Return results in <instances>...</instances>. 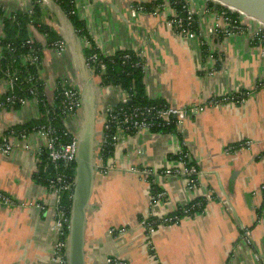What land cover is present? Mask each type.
Wrapping results in <instances>:
<instances>
[{
    "label": "crops",
    "instance_id": "obj_1",
    "mask_svg": "<svg viewBox=\"0 0 264 264\" xmlns=\"http://www.w3.org/2000/svg\"><path fill=\"white\" fill-rule=\"evenodd\" d=\"M166 2L79 0L80 15L98 52L105 57L118 51L143 52L147 96L188 112L176 133L141 132L107 160L100 153V164L114 169L96 175L85 229L86 264L111 259L120 264H264V87L259 86L264 80V47L250 30L216 37L224 22L215 10L202 12L208 0H192L201 10L196 31L202 38H182L167 24L175 6L152 14ZM137 3L146 4L147 12L134 16L130 6ZM63 14L57 6L43 10V22L68 44L63 54H44L42 81L51 103L59 81L86 87L82 44L74 28L77 38L68 42L71 32ZM54 17L56 26L50 21ZM8 94L7 82L0 77V139L14 146L8 155L0 151V264H56L54 200L35 180L40 143L37 138L21 140L14 129L41 116L34 99L18 97L27 104L7 105L3 99ZM229 96L244 101L211 104ZM120 98L121 92L103 88L98 106ZM182 148L199 170L195 189L182 176L161 175ZM145 169L159 175L154 182L136 172ZM160 193L165 197L159 198ZM208 194L213 199L204 213L161 225L149 235L144 229L145 218H162ZM5 198L13 205L3 204Z\"/></svg>",
    "mask_w": 264,
    "mask_h": 264
},
{
    "label": "built area",
    "instance_id": "obj_2",
    "mask_svg": "<svg viewBox=\"0 0 264 264\" xmlns=\"http://www.w3.org/2000/svg\"><path fill=\"white\" fill-rule=\"evenodd\" d=\"M208 1L209 6L207 8H204L202 12L208 13L215 10L218 17H220V19L224 22L223 28L218 27V29L214 32V35L216 37L230 38L239 34H243L247 31L249 32L250 30L253 34V39L259 42L264 47V26L262 24L234 9L225 7L212 0ZM71 2L74 5V9H72L71 14L74 16H78L79 19L83 21L84 19L81 17L79 12L81 7L79 0H71ZM211 3L213 4V7L210 6ZM35 4L40 5L42 10L46 11L47 9L50 11L54 6L59 7L58 3L55 0H36L35 2L33 0H0V9L4 12L3 18L0 20V36H2L5 26L4 19H11L17 13L27 14L32 18V16L34 15ZM180 4L181 9L175 10L170 0H167L166 3H160L155 6L152 10V14L158 15V13L163 8H165L166 6H170L173 8V11L171 15H169V18L167 20V24L169 25V27L182 38H186L189 40H198L202 38V35H200L198 31H196V25L199 20L198 15L200 14L201 10H199L197 6L192 3V0H181ZM130 9L131 13L134 16L147 12V7L144 3L131 5ZM50 21L54 24L55 17ZM247 21H249V24L246 23ZM30 28L31 31L28 43L32 47L36 43L45 45L46 37L43 36V39H41L40 41L37 40L35 34L33 33V26L31 25ZM78 41L82 44L83 52L87 49L92 51L90 56L86 59V66L89 72L92 73L93 81L95 82V84H97L96 79H98L99 84L97 85L100 86L99 88L106 89L108 87V91L121 92V98L119 100L115 102L112 101L110 102V104L108 103L104 107L102 106V108L100 109V115L98 116L100 117V120L98 122V129L102 133L101 137L99 138L101 146L100 153H106L109 148L117 149L119 147H123L130 137L136 136L141 132L152 133V129L157 123L170 124L172 123L173 119H175L177 130L183 126L188 112L186 109L180 107L165 104L161 107L150 106L127 108L131 103L132 98V96L128 92L123 91L119 87L101 85V80L99 79V77L106 73L107 65L102 60L103 55H101L96 49L95 42H91L90 35L89 37L85 38L79 37ZM67 49L68 44L61 37V40L55 42L53 48L45 49L44 54L48 50H55L59 54H63ZM134 53L138 58L136 67H140L145 75L147 63L145 61L144 54L141 51H137ZM3 59L4 57L2 56V48L0 47V70L3 69ZM126 59L130 60V57L126 56ZM22 64L25 67L29 65H35L37 66V68L41 67L39 73L41 79L43 78V60L41 63L36 52L22 56ZM4 78L7 82L8 91L13 93L17 85L14 81L16 78L15 72L8 67L7 70L4 71ZM27 80L29 82H32L33 78L30 77ZM58 84L59 83H56L53 89V100L55 99V95L59 92V96L62 97L63 107L60 114H56L53 110L54 108H48L46 111V118L48 119L47 124L34 128L30 133L26 131L19 132L17 136L25 142L29 139L37 138L40 143L37 151L39 158L38 162L41 163L40 155H42V153L46 154L49 162L54 168L55 174L51 176L48 186V190L54 200V202L52 203V213L54 219V229L57 232L58 236V241L54 246V258L56 264H68L66 250L70 220L65 215L62 203L64 195L69 196L70 199H72L73 197L74 178L72 181L69 180L70 176L62 168L65 166L70 167L73 170V164L76 163L80 132L78 126L81 123L82 119L83 103L82 95L77 86H73L71 84L69 85L66 81H62L61 86H59ZM259 86L264 87V80L259 83ZM31 94L34 96V100L37 104V113L39 114V116H41L38 110L39 99L37 97V92L35 90H31ZM229 101L243 102L244 98L229 96L226 99L224 98L223 100H212L211 104L220 105L223 104L222 102ZM16 102H19L22 105H26L28 100H17L15 95L8 96V104H15ZM1 106L4 107L5 105L1 104ZM54 116L61 118L64 122L65 125L63 130H59L52 124V120L55 118ZM12 133L14 134L13 131ZM249 145L250 143L247 142L246 146ZM13 147L14 146L12 144L3 142L0 139V151L3 154L8 155L12 151ZM175 157H177V159L171 160V167L166 169L164 172H161V175H165L168 177L176 175L182 176L186 179L188 187L190 189H195L197 187V176L199 175V170L193 164L190 154L185 151L184 148H182ZM113 169L114 165L99 164V173H101L102 175H109ZM136 172L139 175L152 178L153 182L154 177L159 176L155 171L148 169ZM158 197L164 198L165 194L160 193ZM204 199L209 202L213 199V196L211 194H208L206 195V197H204ZM3 204H5L6 206H11L13 205V202L5 198ZM192 205V209L200 208L202 210L200 213L205 212V209H202L201 202H194ZM177 211L167 214L166 216L159 219L152 218L153 221H151V217L145 218L142 221V225L144 226V229L148 234H152L156 230V228L161 225L172 226L174 224L180 223L182 218L192 216L190 209H188L186 206L182 207L184 216H178L176 214ZM197 214L199 213H195L194 215ZM118 231L122 235L124 234L125 229L119 228ZM107 264H120V262L117 259H111L107 262Z\"/></svg>",
    "mask_w": 264,
    "mask_h": 264
},
{
    "label": "trees",
    "instance_id": "obj_3",
    "mask_svg": "<svg viewBox=\"0 0 264 264\" xmlns=\"http://www.w3.org/2000/svg\"><path fill=\"white\" fill-rule=\"evenodd\" d=\"M34 2L36 0H33ZM62 11L65 13L66 17L72 24L73 28L77 32V35L81 38L88 37V31L85 26V23L79 19L78 16L71 14L74 5L71 0H55ZM173 7L175 6L177 10L181 9V0H170ZM213 7L212 3L210 4ZM219 6V5H218ZM215 6V7H218ZM4 12L0 9V20L3 18ZM4 30L2 36H0V47L2 48V56L4 57L2 64L3 69L0 70V77H4V71L7 68H11L15 72L16 78L15 83L16 88L13 93L9 91V94L3 99L7 104L8 96L15 95L17 99L20 97L27 99H34V96L31 94V90L37 92V97L39 99L38 110L41 114V118L30 124L24 126H16L14 129L18 132H32L34 128H37L41 125L47 124L48 119L46 118V111L48 108H54L56 114H60L62 107V97L59 96V92L55 95L53 103H50L45 94V86L40 77V69L35 65L23 66L22 56L28 55L30 53L36 52L40 62L44 58V50L53 48L55 42L61 40L60 36L48 25L43 22V10L40 5H34V15L29 17L27 14L17 13L13 18L4 19ZM31 25L34 30L40 33L46 38V44L36 43L32 47L28 41L30 37ZM14 50V51H12ZM91 50H85L84 55L87 59ZM126 56L130 57V60L126 59ZM103 62L107 65V71L104 75L100 76L101 85L104 86H114L119 87L125 92H128L132 98L131 103L127 108L135 107H150V106H163L165 105L163 100H152L147 96L145 84H144V72L140 67H136L138 58L133 51H118L110 57H102ZM41 65V64H39ZM33 78L32 82H29L28 78ZM59 86L62 85V81L58 82ZM16 102L13 105H17ZM5 105V104H4ZM12 105V104H7ZM18 106V105H17ZM55 117V116H54ZM52 124L56 126L59 130L64 129V122L61 118L55 117L52 120ZM176 120L173 119L170 124H160L157 123L152 129V133L155 134H169L176 133ZM114 148H109L106 153H101L104 160L113 156ZM185 151H187L184 148ZM177 157H172L171 160H176ZM41 163L38 165V172L35 176V180L39 185L45 186L48 188L49 180L53 174H55L52 164L49 162L46 154L40 155ZM63 170L67 172L70 176L69 180H73L75 176L76 163L73 164V170L70 167H63ZM196 202L202 203V209H206L208 201L204 198L195 200ZM63 209L65 215L71 219L72 216V199L69 196L64 195L63 198ZM193 205L186 206L190 209L192 216L195 213H200L202 210L192 209ZM178 216H184L182 207L176 212ZM151 221L153 219L151 218Z\"/></svg>",
    "mask_w": 264,
    "mask_h": 264
},
{
    "label": "water",
    "instance_id": "obj_4",
    "mask_svg": "<svg viewBox=\"0 0 264 264\" xmlns=\"http://www.w3.org/2000/svg\"><path fill=\"white\" fill-rule=\"evenodd\" d=\"M225 7L234 9L250 17L264 26V0H212ZM61 9L60 7H58ZM63 14L64 20L70 28V38H77L72 24ZM68 28V29H69ZM56 31V30H55ZM57 32V31H56ZM78 41V38L77 40ZM86 87L77 86L82 95L83 112L79 143L76 156V170L74 176V191L72 197V216L67 238V263L86 264L85 229L87 213L91 204L96 175L99 172L100 142L102 133L98 129V95L100 88L93 81V75L86 66ZM85 86V85H84Z\"/></svg>",
    "mask_w": 264,
    "mask_h": 264
},
{
    "label": "rangeland",
    "instance_id": "obj_5",
    "mask_svg": "<svg viewBox=\"0 0 264 264\" xmlns=\"http://www.w3.org/2000/svg\"><path fill=\"white\" fill-rule=\"evenodd\" d=\"M58 26V25H57ZM105 90H108V87L105 89ZM101 108H100V106H98V111H99V115H100V110ZM98 120H100V117H98ZM99 125V124H98ZM121 229H124L123 227H121ZM125 233V232H124ZM149 235V234H148Z\"/></svg>",
    "mask_w": 264,
    "mask_h": 264
}]
</instances>
